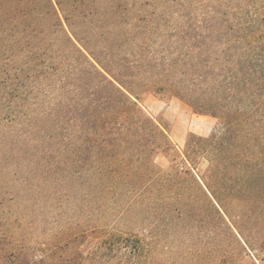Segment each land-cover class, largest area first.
<instances>
[{"label":"trees","instance_id":"obj_1","mask_svg":"<svg viewBox=\"0 0 264 264\" xmlns=\"http://www.w3.org/2000/svg\"><path fill=\"white\" fill-rule=\"evenodd\" d=\"M210 2L198 12L186 0H152L116 52L89 57L75 47L73 64L42 61L39 77L16 75L0 96V126L19 125L33 142L44 134L62 164L85 157L95 189L137 210L151 241L186 248L192 261L237 264L248 253L264 264V0ZM61 73L72 79L44 85ZM149 92L181 99L219 128L190 135L178 163L168 134L138 102ZM33 106L32 115L21 111ZM159 153L171 160L166 170L153 161Z\"/></svg>","mask_w":264,"mask_h":264},{"label":"rangeland","instance_id":"obj_2","mask_svg":"<svg viewBox=\"0 0 264 264\" xmlns=\"http://www.w3.org/2000/svg\"><path fill=\"white\" fill-rule=\"evenodd\" d=\"M151 1L0 0V96L17 83L16 75L21 81L39 77V62L73 64L79 56L75 47L89 57L108 49L116 52L134 34ZM186 1L198 12L214 5L210 0ZM61 75L43 78L44 85L53 88L61 77L72 79ZM6 77L12 84L5 85ZM138 102L168 134L178 163L190 135L209 137L219 128L215 117L195 113L175 96L149 92ZM35 106L21 111L32 115ZM5 123L0 126V264H207L192 261L186 248L151 241L137 210L126 211V202L95 189L85 157L81 163L62 164L53 140L38 134L33 142L21 126ZM153 161L163 170L171 165L164 153ZM207 165L202 159L196 171L204 172ZM141 239L149 245L140 246ZM236 260L258 264L248 253Z\"/></svg>","mask_w":264,"mask_h":264}]
</instances>
